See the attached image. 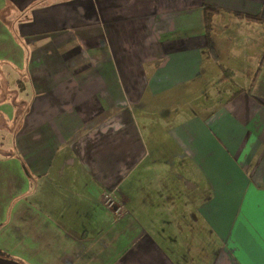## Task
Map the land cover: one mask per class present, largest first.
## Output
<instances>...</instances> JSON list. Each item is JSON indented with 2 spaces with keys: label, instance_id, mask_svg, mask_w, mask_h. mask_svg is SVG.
Returning a JSON list of instances; mask_svg holds the SVG:
<instances>
[{
  "label": "crops",
  "instance_id": "1",
  "mask_svg": "<svg viewBox=\"0 0 264 264\" xmlns=\"http://www.w3.org/2000/svg\"><path fill=\"white\" fill-rule=\"evenodd\" d=\"M239 12L264 0H0V264H264V22Z\"/></svg>",
  "mask_w": 264,
  "mask_h": 264
},
{
  "label": "trees",
  "instance_id": "2",
  "mask_svg": "<svg viewBox=\"0 0 264 264\" xmlns=\"http://www.w3.org/2000/svg\"><path fill=\"white\" fill-rule=\"evenodd\" d=\"M204 9H205V19H206L205 20V28H206V33H207L209 49L211 51V54H212L213 58L218 62V57H217V54H216V51H215L214 43H213V41L211 39V36H210V32H211V18H212V16L214 14H217L220 10L217 7H214V6H211V5H207V4L204 6ZM237 15L245 17L247 19L264 22V18L260 17L258 15L243 14V13H240V12L237 13ZM263 64H264V54H263V56L261 58L259 68H258V70H257V72H256V74H255V76L253 78L252 85L256 82V80H257V78H258V76L260 74L261 67L263 66ZM219 65H220V68L222 70V75L218 79V82H223L225 80L232 79V77L234 75L232 70L225 68L221 64H219Z\"/></svg>",
  "mask_w": 264,
  "mask_h": 264
},
{
  "label": "built area",
  "instance_id": "3",
  "mask_svg": "<svg viewBox=\"0 0 264 264\" xmlns=\"http://www.w3.org/2000/svg\"><path fill=\"white\" fill-rule=\"evenodd\" d=\"M102 203L106 208L111 209L114 204L118 205V207H116L115 209V213L119 214L120 212H122V204L117 203V201L115 200V197L113 196L112 192H106L104 193L103 197H102Z\"/></svg>",
  "mask_w": 264,
  "mask_h": 264
},
{
  "label": "rangeland",
  "instance_id": "4",
  "mask_svg": "<svg viewBox=\"0 0 264 264\" xmlns=\"http://www.w3.org/2000/svg\"><path fill=\"white\" fill-rule=\"evenodd\" d=\"M219 63V62H218ZM220 64V63H219ZM221 65H223L225 68H226V66L223 64V63H221ZM219 68H220V65H219ZM230 70H232V72L235 74V71L236 70H233V69H230ZM237 72V71H236ZM257 72V71H256ZM256 72H255V74H256ZM220 73H221V75H222V70H221V68H220ZM235 76L233 75V77H232V79H228L229 81H231V80H233V78H234ZM225 81H227V80H225ZM224 82V81H223ZM212 86V85H211ZM224 87H225V85H224ZM3 134V133H2ZM2 134H0V135H2ZM8 142H10L9 141V138H8ZM113 194V193H112ZM113 196H114V194H113ZM118 203V202H117ZM119 204V203H118ZM121 204V203H120ZM102 205H103V203H102ZM116 207H118V205H116V204H114V206L110 209L113 213H115L114 211H115V209H116ZM123 208L124 207H122V210H123ZM109 209V208H108ZM121 213V212H120ZM119 213V214H120ZM115 214H117V213H115ZM118 214V215H119Z\"/></svg>",
  "mask_w": 264,
  "mask_h": 264
}]
</instances>
